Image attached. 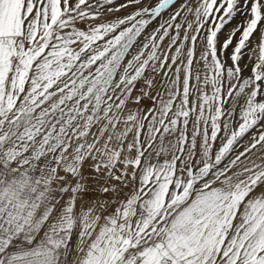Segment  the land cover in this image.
<instances>
[{"label": "snow or ice", "instance_id": "6c2138e0", "mask_svg": "<svg viewBox=\"0 0 264 264\" xmlns=\"http://www.w3.org/2000/svg\"><path fill=\"white\" fill-rule=\"evenodd\" d=\"M0 264H264V0H0Z\"/></svg>", "mask_w": 264, "mask_h": 264}, {"label": "rangeland", "instance_id": "374dc122", "mask_svg": "<svg viewBox=\"0 0 264 264\" xmlns=\"http://www.w3.org/2000/svg\"><path fill=\"white\" fill-rule=\"evenodd\" d=\"M221 39H223V36L221 37Z\"/></svg>", "mask_w": 264, "mask_h": 264}]
</instances>
